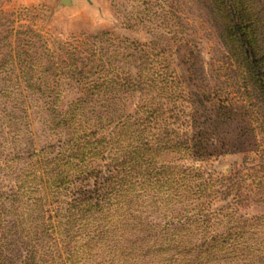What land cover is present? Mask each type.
<instances>
[{"label": "trees", "instance_id": "obj_1", "mask_svg": "<svg viewBox=\"0 0 264 264\" xmlns=\"http://www.w3.org/2000/svg\"><path fill=\"white\" fill-rule=\"evenodd\" d=\"M223 8L228 38L257 78L246 58L257 62L249 28L232 22ZM32 37L19 41L32 47ZM78 42L65 45L78 53L59 71L81 93L65 109L60 82L43 80L49 72L33 66L32 56L23 50L0 54V132L12 131L17 116L10 110L24 112L30 97L42 98L56 125L69 128L63 139L38 150L0 154V241L16 239L53 264H220L223 234L211 236L205 225L200 175L164 159L203 156L202 137L193 144L188 134L171 128L173 116L156 95L141 98L132 113L112 114L113 106L127 101L125 94L142 95L158 83L145 82L139 66L135 74L123 66L132 50L144 49L110 32ZM256 81L264 92V80ZM97 107L106 110L105 118L88 115Z\"/></svg>", "mask_w": 264, "mask_h": 264}, {"label": "rangeland", "instance_id": "obj_2", "mask_svg": "<svg viewBox=\"0 0 264 264\" xmlns=\"http://www.w3.org/2000/svg\"><path fill=\"white\" fill-rule=\"evenodd\" d=\"M224 6L232 22L249 28L257 62L246 58L264 80V0H0V54L23 50L34 58L33 66L58 73L42 78L60 82L58 98L65 109L81 95L79 85L63 74L70 54L78 53L66 44L102 32L134 41L144 52L132 50L124 68L135 74L139 66L150 79L145 82L158 83L148 94H125L124 109L115 105L111 113H132L141 98L156 95L173 116L171 128L188 134L193 144L202 137L203 156L164 159L200 175L207 194L201 210L205 225L211 236L223 234L220 264H264V92L228 38ZM28 36L32 47L19 41ZM240 43L248 49L241 38ZM27 104L24 112L10 110L17 118L12 131L0 132L2 156L38 150L69 130L56 125L42 98L30 97ZM105 111L97 107L88 115L105 118ZM34 250L16 239L0 241V264H53ZM30 255L33 261L27 260Z\"/></svg>", "mask_w": 264, "mask_h": 264}]
</instances>
